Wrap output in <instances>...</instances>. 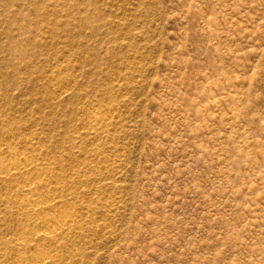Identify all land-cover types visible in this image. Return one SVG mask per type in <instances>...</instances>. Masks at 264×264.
Masks as SVG:
<instances>
[{
	"label": "rangeland",
	"instance_id": "rangeland-1",
	"mask_svg": "<svg viewBox=\"0 0 264 264\" xmlns=\"http://www.w3.org/2000/svg\"><path fill=\"white\" fill-rule=\"evenodd\" d=\"M44 253L264 264V0H0V264Z\"/></svg>",
	"mask_w": 264,
	"mask_h": 264
},
{
	"label": "bare ground",
	"instance_id": "bare-ground-1",
	"mask_svg": "<svg viewBox=\"0 0 264 264\" xmlns=\"http://www.w3.org/2000/svg\"><path fill=\"white\" fill-rule=\"evenodd\" d=\"M93 123L95 125L99 124L97 117L95 120H93ZM32 166H33L32 163L21 162V161L15 160L8 167H6V169L3 171V175L8 177V178L18 177L19 175L22 174L23 171L27 170L28 168H32ZM35 180L36 179H34V181ZM38 180L42 181L44 179H42L41 177H38ZM26 187L31 192L32 187H33V180L28 182ZM32 195H33V193H32ZM38 204H39V202H38V200H36V198L31 200V202L29 203L30 206H37ZM37 215L38 214H35L34 216H37ZM37 219H38V217H37ZM71 221H73V217L71 215H55V216L48 217L45 219L43 218L41 223L38 222V223H40L39 224L40 232L43 234V235L42 234L41 235L46 240H54L57 236H60L66 232L67 227L69 226V223ZM38 233H39V231H38ZM52 263H53L52 256L44 253L41 257H39L32 264H52Z\"/></svg>",
	"mask_w": 264,
	"mask_h": 264
}]
</instances>
